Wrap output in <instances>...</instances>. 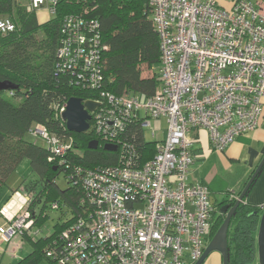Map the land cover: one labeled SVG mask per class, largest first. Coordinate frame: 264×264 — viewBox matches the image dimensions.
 I'll return each instance as SVG.
<instances>
[{"label": "built area", "instance_id": "built-area-1", "mask_svg": "<svg viewBox=\"0 0 264 264\" xmlns=\"http://www.w3.org/2000/svg\"><path fill=\"white\" fill-rule=\"evenodd\" d=\"M226 1L230 6L219 0H149L160 39V86L146 98L124 91L92 99L99 102L92 129L123 153L121 163L72 164L67 160L72 138L42 124L31 128L30 136L65 168L67 183L83 191L82 214L46 249L59 264H195L203 255L224 210L212 201L207 184L190 181L194 131L206 129L212 147L224 151L237 136L256 129L264 105V1ZM56 2L28 0V9H53ZM14 27L9 18L0 19V31ZM98 29L96 20L64 19L60 67L73 68L78 84L89 79L96 87L101 80L105 46ZM160 117L168 128L164 139H155L154 156L139 165L131 162L134 148L121 135L126 123L137 121L144 131L152 126L148 118ZM152 135L156 138L153 127ZM239 195L229 193V200ZM29 204L20 188L0 207L5 219L0 237L20 239L14 258L26 235L41 233Z\"/></svg>", "mask_w": 264, "mask_h": 264}, {"label": "trees", "instance_id": "trees-1", "mask_svg": "<svg viewBox=\"0 0 264 264\" xmlns=\"http://www.w3.org/2000/svg\"><path fill=\"white\" fill-rule=\"evenodd\" d=\"M36 10L28 9V0H0V19L9 18L15 25L12 31H0V83L11 86L0 89V195L4 187L10 186L13 172L28 159L31 172L16 188L30 197L34 226L41 227L46 222L50 209L60 210L61 217L70 215L58 220L47 235H26L32 251L11 264H38L43 257L59 264L46 249L84 208L80 202L82 188L68 183L66 188L59 187L57 179L60 172L65 178V168L42 141L29 137L31 128L42 124L61 138H72L74 148L67 156L72 164L90 168L117 165L123 161V153L118 148H104L110 143L97 136L91 120L86 132L70 131L60 109L71 97L104 100L103 93L119 95L129 91L146 98L160 86V39L149 0H57L52 9L54 16L45 22L38 20ZM68 16L96 20L99 24L105 47L101 49V80L96 87L89 79L78 84L73 68L60 67L58 50ZM145 69L152 73L144 75ZM121 135L134 148L128 157L131 162L139 165L154 156L156 140L145 137L141 123L127 122ZM95 139L98 147L90 148V141ZM250 190L230 223L228 264H255L257 260L262 210L248 201ZM235 202L225 198L224 202L215 203L218 208L223 206L224 212L217 218L213 235ZM54 204L58 207L54 208Z\"/></svg>", "mask_w": 264, "mask_h": 264}, {"label": "crops", "instance_id": "crops-1", "mask_svg": "<svg viewBox=\"0 0 264 264\" xmlns=\"http://www.w3.org/2000/svg\"><path fill=\"white\" fill-rule=\"evenodd\" d=\"M264 1V0H250ZM220 4L228 7L230 3L219 0ZM264 103V99H263ZM196 143L194 146V162L191 168L190 181H201L209 187L211 199L214 203H222L229 193L240 194L245 188L251 175L264 156V105L262 115L255 130L237 136L234 141L224 150V154L214 155L209 133L206 129L194 131ZM216 158V171L210 177L202 171L204 160ZM225 158L227 162L223 163ZM14 185L9 188L6 196L0 195V207H2L12 194ZM2 194V193H1ZM248 201L256 206L264 203V167L251 187ZM223 207V206H222ZM221 207V208H222ZM0 226L4 224L0 216ZM203 264H223L222 255L213 251Z\"/></svg>", "mask_w": 264, "mask_h": 264}, {"label": "water", "instance_id": "water-1", "mask_svg": "<svg viewBox=\"0 0 264 264\" xmlns=\"http://www.w3.org/2000/svg\"><path fill=\"white\" fill-rule=\"evenodd\" d=\"M11 87L8 83H0V89ZM99 106V102L86 99L83 100L79 97H71L67 101L65 110L62 111V118L66 121L67 127L70 131L74 132H86L90 128V120L92 118V112H94ZM99 145L98 140H92L89 143L90 148H97ZM105 149L116 150L117 146L112 144H105ZM264 167V156L256 167L254 173L251 175L245 188L239 195V199L235 204L229 208L227 215L220 225L208 245L206 246L203 255L195 264H203L206 258L213 252L218 251L222 255V263L228 264V231L230 223L237 207L246 196L249 189L252 187L256 178L260 174ZM257 213V212H255ZM259 224L257 229V260L255 264H264V209L259 213Z\"/></svg>", "mask_w": 264, "mask_h": 264}, {"label": "rangeland", "instance_id": "rangeland-1", "mask_svg": "<svg viewBox=\"0 0 264 264\" xmlns=\"http://www.w3.org/2000/svg\"><path fill=\"white\" fill-rule=\"evenodd\" d=\"M24 1V0H22ZM36 14H37V18L40 22H45L49 19H51L54 16V12L51 9L50 6L46 5L40 9L36 10ZM6 18V17H4ZM2 19V18H1ZM151 71H148L147 69H145V71H143L144 75H148L151 74ZM142 116H145V112L142 111L141 112ZM150 119L152 126L148 127L145 126L144 128V133L145 136L148 140H160V139H164V137L166 136L167 133V128H168V122L164 117H160V118H148ZM152 127L156 130V138L153 137L152 135ZM30 138H32L31 136H29ZM33 139V138H32ZM215 157L216 155H220V157L224 154L223 150H217L214 149L212 150ZM222 162L225 163L227 162V160L222 157ZM216 164H218L216 162V158L212 157L208 160H204V163H202V171L204 173L207 174V176H211L213 174H215V171L217 169ZM193 164L191 165L192 168ZM30 164H29V160L28 159H24L22 161V163L19 165V167L16 169V171L13 172V174L11 175L10 179H9V185L13 186L15 188H13L12 193L18 189V187L16 188V186L19 184V182L21 181V179L25 176L30 174ZM57 183L59 185L60 188H66L67 187V181L64 178V176L62 175V173H59L58 179H57ZM10 186H6L4 187V191L2 192V196H6L7 193L9 192V188ZM29 209H30V204H29ZM49 218L46 220V222L41 226H35V228H40V231L42 235H47L50 232H52L53 230V226L55 225V223L60 220H65L67 219V217L70 215L68 214L67 217L66 216H62L61 217V211L57 210V209H50L49 210ZM1 216V215H0ZM2 217V216H1ZM3 220L4 217H2ZM1 224V222H0ZM20 239H13L11 242H7L5 240H3L0 237V264H11L13 262H15L17 260V258H14L13 255V251L16 249L17 244H19ZM32 251V246L30 244V242H28L27 240H25L24 244H23V248L21 250H18L17 253V257H24L25 255L29 254ZM38 264H54L52 261H50L49 259H47L46 257H43Z\"/></svg>", "mask_w": 264, "mask_h": 264}, {"label": "flooded vegetation", "instance_id": "flooded-vegetation-1", "mask_svg": "<svg viewBox=\"0 0 264 264\" xmlns=\"http://www.w3.org/2000/svg\"><path fill=\"white\" fill-rule=\"evenodd\" d=\"M225 197H226V199H229L230 196H229V194H228V195H226ZM222 208H223V207H222Z\"/></svg>", "mask_w": 264, "mask_h": 264}]
</instances>
